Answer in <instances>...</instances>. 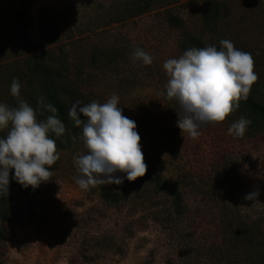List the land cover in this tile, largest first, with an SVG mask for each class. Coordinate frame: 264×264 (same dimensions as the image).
<instances>
[{
    "label": "rangeland",
    "instance_id": "rangeland-1",
    "mask_svg": "<svg viewBox=\"0 0 264 264\" xmlns=\"http://www.w3.org/2000/svg\"><path fill=\"white\" fill-rule=\"evenodd\" d=\"M16 1L0 0V75L9 62L26 56L10 24ZM126 1L34 0L29 31L40 55L46 18L57 35L54 54L67 63L74 88L84 94L82 106L119 96L123 114L137 123L145 162L178 189L181 206L143 177L82 190L73 158L88 154V148L85 140L73 138L71 145L57 147L60 160L49 181L30 187L32 197L14 189L22 220L9 226L0 264L252 263L233 239L243 228L237 217L264 225V129L229 135L240 119L234 111L223 122L202 125L196 138L181 132L177 120L183 110L167 98L163 64L184 54L185 33L210 45L226 39L252 54L264 85V0H160L134 18L125 11ZM210 7L219 13L216 34L205 25ZM170 15L182 18L184 28L174 27ZM136 48L154 62L135 60ZM0 88H8L6 81ZM105 190L117 193L116 199H107ZM253 192L259 193L255 200L244 198Z\"/></svg>",
    "mask_w": 264,
    "mask_h": 264
},
{
    "label": "clouds",
    "instance_id": "clouds-1",
    "mask_svg": "<svg viewBox=\"0 0 264 264\" xmlns=\"http://www.w3.org/2000/svg\"><path fill=\"white\" fill-rule=\"evenodd\" d=\"M220 45L219 49L212 45L191 48L163 64L169 76L167 98L176 100L183 110L177 127L192 138L200 134L202 125L223 122L238 110L239 102L248 99L258 80L251 53L237 49L230 40H221ZM133 57L145 66L154 62V57L142 48H136ZM21 87L19 79L14 78L11 95L19 99ZM38 103L43 104V100ZM81 105V101H75L68 112L74 125L82 126L88 148V154H76L73 158L81 174L75 178L78 186L87 191L97 185H122L125 178L131 182L145 176L148 165L137 123L123 114L119 96L113 94L103 104L93 101ZM47 107L54 114L58 111L52 105ZM251 123V119L242 116L229 127L228 134L243 137ZM9 127L6 138L0 137V194H9L12 169V179L24 188H39L50 180V169L60 160L52 136H62L65 125L57 115L39 120L37 109L19 99L17 107L0 103V131ZM118 172L126 173V177L116 175ZM258 195L253 192L244 198L255 200Z\"/></svg>",
    "mask_w": 264,
    "mask_h": 264
},
{
    "label": "trees",
    "instance_id": "trees-1",
    "mask_svg": "<svg viewBox=\"0 0 264 264\" xmlns=\"http://www.w3.org/2000/svg\"><path fill=\"white\" fill-rule=\"evenodd\" d=\"M34 0H17L13 3L10 11V24L17 29L18 42L20 43L21 53L26 55L19 56L20 59L12 60L5 65L6 73L0 75V85L6 81L8 88L1 89L0 103H6L10 107H17L19 99L28 102L34 109H37V118L46 120L48 116L57 115L65 125V133L59 138L53 134L52 138L56 139L57 147L64 148L67 144L71 145L73 138L76 140L84 139L82 126L76 127L74 121L69 117L68 112L72 103L79 100L82 102L84 94L74 88L72 80L69 76V67L67 63L55 56L53 49L57 35L48 27L46 18H41V35L43 39V51L40 55L37 54V46L29 31L30 28V13L29 8ZM160 0H127L125 3L126 12L129 18H134L143 15L158 5ZM4 0H2V3ZM214 12V13H213ZM219 13L217 8L210 7L205 14V25L216 34ZM169 22L176 28H184L182 18L170 15ZM207 41L196 35L185 33L182 40L181 48L185 52L191 48H204L209 46ZM216 46L218 49L221 45ZM18 57V58H19ZM109 59L107 55H104ZM21 60V61H19ZM98 60V59H95ZM21 64V65H20ZM18 65L19 68H18ZM17 69H14V67ZM7 68L9 69L7 72ZM14 78H18L22 87L20 98L11 95V84ZM5 79V80H4ZM43 100V104L38 102ZM83 103V102H82ZM239 109L235 112L239 115L251 119L252 123L248 127L252 131H260L264 129V85L258 79L251 88L248 99L239 102ZM48 105L54 106L58 111L52 113L48 110ZM82 106V105H81ZM81 119H84L81 115ZM11 127V126H10ZM4 129L0 131V137H5L10 131ZM67 145V146H69ZM148 170L143 178L151 180L158 184L159 187L176 197V202L181 206L182 197L178 189L167 181L162 174L153 169L147 162ZM14 169L10 173L9 194H0V244L6 243L9 240V226L17 224L22 220V214L19 212L15 200L13 198L14 189H19L26 196H33L31 186L24 188L21 184L12 179ZM107 199L115 200L117 193L105 190L103 194ZM242 222L241 232L236 231L233 243L244 245L248 250L247 259L251 264H264V225L259 221H254L251 224L248 221ZM244 229V230H243Z\"/></svg>",
    "mask_w": 264,
    "mask_h": 264
}]
</instances>
